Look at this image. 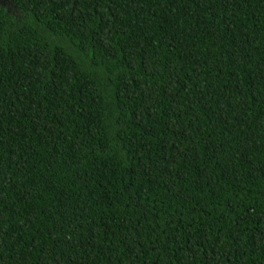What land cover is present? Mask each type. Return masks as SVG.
Instances as JSON below:
<instances>
[{
	"label": "trees",
	"instance_id": "16d2710c",
	"mask_svg": "<svg viewBox=\"0 0 264 264\" xmlns=\"http://www.w3.org/2000/svg\"><path fill=\"white\" fill-rule=\"evenodd\" d=\"M0 264H264V0L0 3Z\"/></svg>",
	"mask_w": 264,
	"mask_h": 264
},
{
	"label": "rangeland",
	"instance_id": "374dc122",
	"mask_svg": "<svg viewBox=\"0 0 264 264\" xmlns=\"http://www.w3.org/2000/svg\"><path fill=\"white\" fill-rule=\"evenodd\" d=\"M8 1H9V0H0V3L6 6V5H8ZM7 7H8V6H7Z\"/></svg>",
	"mask_w": 264,
	"mask_h": 264
}]
</instances>
